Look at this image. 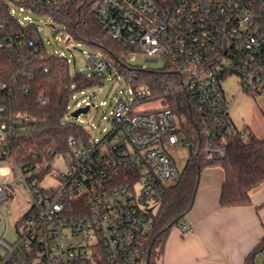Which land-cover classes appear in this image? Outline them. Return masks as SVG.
<instances>
[{
    "label": "built area",
    "instance_id": "obj_1",
    "mask_svg": "<svg viewBox=\"0 0 264 264\" xmlns=\"http://www.w3.org/2000/svg\"><path fill=\"white\" fill-rule=\"evenodd\" d=\"M69 1L77 2L0 0V50L24 64L44 47L26 11L52 18L45 24L51 34L70 41L65 25L55 19ZM93 12L113 40L129 47L123 68H134L126 77L132 96L116 101L102 138L88 134L83 142L71 136L64 152L48 160L31 153V161L24 162L12 146L29 117L12 110L8 90L0 103V212L13 197L26 209L15 241L0 239V264H147L155 215L166 192L186 173V166L183 172L176 169L168 149L188 147L186 165L223 155L219 136L238 130L229 115L234 96L228 98L221 84L227 75H238L237 92L264 100V0H94ZM136 52L164 58L165 66L144 78L139 73L149 70L146 66L128 64ZM86 55L81 74L100 77L101 84H95L100 86L108 72H115L113 60ZM17 90L27 93L28 86ZM94 97L81 101L89 109ZM46 98L43 92L38 96L41 104ZM155 99H171L173 105L135 111L139 103ZM74 107L68 104L65 116L83 106L76 101ZM187 121L198 130L195 140L182 135ZM58 156L63 167L53 171ZM182 228L187 231L188 222Z\"/></svg>",
    "mask_w": 264,
    "mask_h": 264
},
{
    "label": "trees",
    "instance_id": "obj_2",
    "mask_svg": "<svg viewBox=\"0 0 264 264\" xmlns=\"http://www.w3.org/2000/svg\"><path fill=\"white\" fill-rule=\"evenodd\" d=\"M93 4L94 0L69 1L55 19L65 25L70 39L97 49L100 54L113 60L115 71L128 76L134 70L123 68L129 47L110 37L106 28L96 19ZM29 74H32L31 79L28 78ZM139 74L147 78L151 71L143 70ZM13 77L17 84H14ZM99 78L88 79L81 73L72 74L66 58L49 54L42 46L38 47L35 56L24 64L16 63L10 54L0 50V84H7V89L0 88V103L6 100L8 90H11V96L6 102L14 112L29 117V121L19 130L17 143L12 146L16 155L24 162L31 161V153L36 154L37 160H48L51 154L65 151L67 139L71 136L85 142L89 133L74 123L65 122L64 117L72 94L90 89L96 83L101 84ZM22 84L28 86L27 93L17 90ZM41 92L47 95L44 104L38 99ZM166 102L173 105L171 99ZM181 132L189 140L198 137V130L190 121L182 125ZM219 140L224 147L222 156L205 163L197 160L188 162L183 180L166 192L164 201L155 215L154 230L148 238L147 264H156L169 229L184 224L202 168L219 165L223 169L224 179L219 197L222 207L250 204L251 190L264 182V136L259 138L249 130H237L221 134ZM48 168L47 165L42 170ZM263 254L264 234L245 256L243 264H264V260L257 263V259Z\"/></svg>",
    "mask_w": 264,
    "mask_h": 264
},
{
    "label": "rangeland",
    "instance_id": "obj_3",
    "mask_svg": "<svg viewBox=\"0 0 264 264\" xmlns=\"http://www.w3.org/2000/svg\"><path fill=\"white\" fill-rule=\"evenodd\" d=\"M24 13V12H23ZM29 14L37 24L39 36L43 42L44 48L47 53L52 54L54 51L58 54L63 53L70 65L72 74L82 73L86 69L87 54L97 55L99 51L91 46L79 43L71 39L68 42H63L59 36L55 37L50 32V26L45 25L51 23L52 18L47 16H34L27 11L24 13ZM17 17H21L18 15ZM74 43V44H73ZM74 45V47H72ZM130 67L146 66L147 69L157 71L165 66V59L158 60L145 57L144 54L136 52L134 58L128 62ZM129 73V72H128ZM127 75V74H126ZM126 75L121 72L115 71L113 74L109 72L104 76V83L100 86H94L90 89H85L82 92H76L70 99L69 106L74 107L76 101L80 102V106H84L82 99L88 97L92 93L95 97L91 99L93 106H91L86 113L79 114L78 117L68 116L64 117V121L74 123L85 129L92 138L100 139L111 127L108 120L110 111L114 108L116 101L119 99L127 100V95L132 96L129 91L131 90L130 83L126 80ZM118 76V77H117ZM238 75L229 74L222 81V88L228 98L234 96L233 101L229 108V115L235 124L236 128L240 131L249 130L255 137L264 136V100L261 97H255L252 94L239 91L238 89ZM237 92V93H236ZM88 100V98H87ZM102 102H104L102 104ZM167 102L161 99L147 100L139 103L135 107V111H148L161 108ZM168 153L173 159L176 169L183 172L186 163L189 159L190 150L186 146H178L177 148H169ZM63 167V160L60 156L55 158L53 162V171ZM26 205L15 197L10 199L7 204L1 207V221H0V239H3L7 244H12L16 237V229L19 228L17 223L19 217L25 211ZM157 209L154 210V214ZM179 230H183L182 226H176ZM4 250L0 245V253ZM160 256V255H159ZM159 256L156 264H160ZM264 260V254L257 259V263Z\"/></svg>",
    "mask_w": 264,
    "mask_h": 264
},
{
    "label": "crops",
    "instance_id": "obj_4",
    "mask_svg": "<svg viewBox=\"0 0 264 264\" xmlns=\"http://www.w3.org/2000/svg\"><path fill=\"white\" fill-rule=\"evenodd\" d=\"M223 169H201L192 205L185 215L189 229L172 226L160 264H243L264 234V182L250 192V204L222 207Z\"/></svg>",
    "mask_w": 264,
    "mask_h": 264
},
{
    "label": "water",
    "instance_id": "obj_5",
    "mask_svg": "<svg viewBox=\"0 0 264 264\" xmlns=\"http://www.w3.org/2000/svg\"><path fill=\"white\" fill-rule=\"evenodd\" d=\"M88 111V106L85 105L83 107H78L76 109H74L71 113L70 116L72 117H77L79 114L81 113H86Z\"/></svg>",
    "mask_w": 264,
    "mask_h": 264
}]
</instances>
